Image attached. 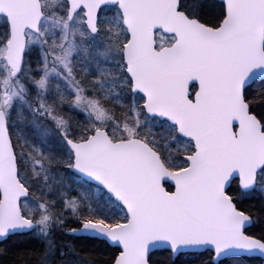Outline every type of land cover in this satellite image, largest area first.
Wrapping results in <instances>:
<instances>
[{
  "label": "snow or ice",
  "instance_id": "obj_1",
  "mask_svg": "<svg viewBox=\"0 0 264 264\" xmlns=\"http://www.w3.org/2000/svg\"><path fill=\"white\" fill-rule=\"evenodd\" d=\"M264 264V0H0V264Z\"/></svg>",
  "mask_w": 264,
  "mask_h": 264
},
{
  "label": "trees",
  "instance_id": "obj_2",
  "mask_svg": "<svg viewBox=\"0 0 264 264\" xmlns=\"http://www.w3.org/2000/svg\"><path fill=\"white\" fill-rule=\"evenodd\" d=\"M226 264H258V261L249 262L247 258H227Z\"/></svg>",
  "mask_w": 264,
  "mask_h": 264
}]
</instances>
